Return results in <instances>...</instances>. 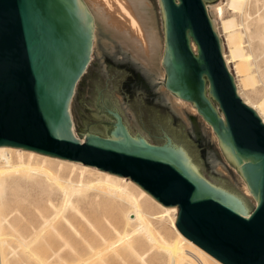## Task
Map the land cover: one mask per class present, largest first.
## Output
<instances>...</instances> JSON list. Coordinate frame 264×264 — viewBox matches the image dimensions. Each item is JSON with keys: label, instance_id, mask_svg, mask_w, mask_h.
Wrapping results in <instances>:
<instances>
[{"label": "water", "instance_id": "95a60500", "mask_svg": "<svg viewBox=\"0 0 264 264\" xmlns=\"http://www.w3.org/2000/svg\"><path fill=\"white\" fill-rule=\"evenodd\" d=\"M158 1L163 86L211 127L254 207L210 134L156 93L161 77L104 36L90 64L93 25L82 0H0V147L126 177L176 207L178 231L218 262L264 264V123L225 65L206 8L218 0ZM124 62L145 86L124 85L135 78Z\"/></svg>", "mask_w": 264, "mask_h": 264}, {"label": "bare ground", "instance_id": "6f19581e", "mask_svg": "<svg viewBox=\"0 0 264 264\" xmlns=\"http://www.w3.org/2000/svg\"><path fill=\"white\" fill-rule=\"evenodd\" d=\"M226 1L243 2L239 22L246 33L248 47L251 48L252 43H256L255 51L264 56V1ZM82 2L92 17L91 55L97 38V29L94 25L99 23L112 39L118 41L120 49L150 73L161 77L158 85L165 90L163 94L168 96L174 105L181 110L185 108L188 112L198 115L193 105L173 96L163 86L165 73L162 61L165 42L163 40V45L159 42L161 40L155 30L152 16L148 14L151 12L145 7L147 0H82ZM211 8L214 18L211 21L214 22V30L221 40L222 56L234 78L237 94L264 123L262 108L260 110L243 93V88L253 84L247 80L237 79L235 71L231 70L230 66V59L235 58V53L232 51L229 52L230 55L225 53L222 27L220 31L216 20L218 18L222 21L224 15L225 8L222 0ZM208 13H210L209 10ZM249 19L254 22L250 21V23L256 25L254 31L250 30L247 23ZM222 25L224 29L228 26V24ZM191 49L194 53L197 52L194 43H191ZM254 53H251L252 56L259 55V53L253 55ZM260 55L258 57H261ZM247 59L250 58L247 56ZM255 59L253 61L259 72L260 64L258 65L259 62ZM261 60V65L264 66V59ZM260 72V81L264 85V74ZM205 124L213 132L211 127ZM73 134L75 135V132ZM212 136L215 137L225 159L216 135L213 133ZM238 177L242 182L243 193L253 197L239 174ZM29 191L38 193L37 203L42 202V197H45V203H40L37 208H34V212L29 213V225L25 230L30 235L19 238L22 245L21 247L19 244V248L21 247L20 250H22L24 246L27 249L28 256H25L31 262L36 261L38 264H222L178 231L175 225L178 215L176 207L165 208L160 205L128 178L9 147H0V264H7L5 262L9 261L7 255L5 256L2 252L3 246L7 243L3 234L6 230L19 233L14 223L22 222L20 220L23 215L22 213V216L19 215L20 209L25 211L26 196ZM53 195L57 196V203L52 201ZM253 202L257 204L255 199ZM86 211H90V214L86 215ZM12 216L13 222L9 219ZM46 233L57 239V241L52 240L55 243L58 242L55 248H53L55 243L51 246L52 243L47 242V236L44 235ZM68 234L70 237L73 235L76 239L78 238L77 248L71 244ZM49 235L48 237H51ZM39 242L47 246L48 251L44 253L45 256H39L37 251L35 252ZM10 248L12 250V247ZM17 253L16 250H12L11 254L16 256Z\"/></svg>", "mask_w": 264, "mask_h": 264}, {"label": "rangeland", "instance_id": "374dc122", "mask_svg": "<svg viewBox=\"0 0 264 264\" xmlns=\"http://www.w3.org/2000/svg\"><path fill=\"white\" fill-rule=\"evenodd\" d=\"M218 1H217V3H218ZM260 1H264V0H260ZM147 2L148 3L146 4L145 7H146V9L150 10V12H151V13H148V14H149V16H152V20L154 22L155 30H156V32L158 34L159 39L161 40L159 42L161 43V45H163L164 34H163L162 24H161L159 3H158L157 0H147ZM217 3H215V4H217ZM222 3H223V6L225 8L224 15L222 17V21L220 19H218V18L216 20H217V27H219L220 31H221V27H222L221 34H222V38H223L224 45H225V53L227 55H230V53H229L230 51L235 53V58L234 59H230L231 60V64H230L231 70L235 71V75L237 76L238 80H247L251 84L254 85V86L252 85V86L243 88L244 89L243 93L246 96H248L251 99V101L256 106H258L260 108V110L262 108L261 112L264 113V85H262V81H260L261 79H260V76H259V72L260 71L261 72L264 71V69H262V68H264V66L261 65L262 64L261 63L262 62L261 59H264V56L260 55L259 52L255 51L254 47H256L255 46L256 43H254V42L252 43L253 48H252V46H251V48L248 47L247 40H246V33H245L243 27L241 26V24L239 22V15H240V12H241V10L243 8V2H238L237 1V2L230 3V1L222 0ZM215 4H213L212 6L211 5L210 6L206 5V8H209V11L211 12L212 11L211 7H213ZM142 11H145V10L142 9ZM252 16H254V15H252ZM250 19H249V22L247 20V23H249L248 25L250 27V30L254 31L255 28H256V25H254L253 24L254 22L252 20H250ZM213 20H214V18H213ZM250 21H252L253 23H250ZM222 24H228V26H226L225 29H224V27H223L224 25H222ZM94 26L97 29V31H96L97 32V36L96 37L104 36V37H106L107 39H109L111 42H113L115 45H117L119 47L118 41L116 39L115 40L112 39L106 33L105 29L101 28L99 23H97ZM246 44H247V46H246ZM96 51H97V41H96L95 48L92 51L90 64H94V62H95ZM252 51L255 52L253 55L259 53V55L261 57H258L259 56L258 54H257L258 56H256V57L252 56V54H251V53H253ZM247 56L250 59H247ZM252 58L253 59L256 58L258 60L259 63H257V64L258 65L260 64L259 65V69H260L259 72H257L256 66H255V62L253 61ZM258 58H260V59H258ZM257 60H256V62H257ZM261 72H260V74H264V72H262V73ZM86 74H88V72H86ZM153 75H155V74L153 73ZM252 77H253V79H252ZM252 81H255V82H252ZM76 91H77V89H76ZM156 93H165V90L161 89L159 87V85H158ZM73 102H74V99H73ZM73 102H72V104H73ZM181 111H183L187 116L195 117L196 118V122L198 124H200V126L204 129V132L206 134H210V141L213 143L214 148L217 150L218 155L220 157V160L222 161L224 166L233 174V176L235 177L236 181L238 182V185H239L238 191L241 192L244 196H246L247 199L250 201V204L254 207L255 204L253 202V200H254L253 197L247 196L245 193H243L244 189L242 188L243 187L242 186V182L239 180L237 172L228 163H226L225 159H223V156H222V154L220 152V148L217 145L215 137L212 136L213 132H211L210 128L202 121V119L198 115H195L192 112L190 113V111L188 112V110L185 109V108H182ZM71 115H72V105H71ZM72 119H73V117H72ZM73 127H74L75 136L77 138H79V136H78V134L76 133V130H75L74 122H73ZM80 140L82 141L83 138H81ZM38 196H39L38 193H35L33 191H29L27 193V196H26V205H27V207H26L25 211L20 209V214H19V215H21V213H22V215H23V217L20 220L22 222L14 223L16 229L19 230L18 231L19 233H16V232H14V233H16V235H20L21 237L13 235L14 233H12L9 230H6L5 233L3 234L5 236V240H7V243H6V245L3 246L2 252L4 253L5 256L7 255V260H9L8 262H5L7 264H21V263L22 264H26L27 262L30 261L28 259V257H26V256H28L27 255L28 254L27 249L24 248V246H23L22 250H20L22 245L19 242V240H20L19 238H26L27 235L28 236L30 235V233H28V231L25 230V228L29 225V223H28V217L30 215L29 213L34 212V208H37V206L40 203H43V204L45 203V197H42V202H38L37 203ZM51 199H52V201L54 203L58 202V199H57L56 195L51 196ZM85 214L89 215L90 211H86ZM9 219L13 222V216L10 217ZM46 234H44V235L47 236L46 237L48 239L47 242H49V244L52 243L51 246H53V244L55 243L54 241L55 240L57 241V239H55L54 236L49 235V233H46ZM11 235H12V237H11ZM48 235L51 236L52 238L48 237ZM45 236H44V239H46ZM71 236L72 237H70L69 234L67 235V237H69V240H70L71 244L77 248L78 238L76 239L73 235H71ZM15 238H17L18 240H16ZM15 240H16V242H15ZM52 240H54V241H52ZM42 243L43 242H39V245L36 246L37 250L33 249V250H35V252L37 251V254H39V256L40 255L41 256H45V254L48 251L47 246H45V244H42ZM16 244H18L17 247H16ZM19 244L21 246L20 248H19ZM57 245H58V242H56L54 244L53 248H55V246H57ZM33 246H35V245H33ZM10 247H12V250H16V253L18 252L16 256H15V254H11L12 250H11ZM37 247L39 248V250H38ZM33 248H35V247H33ZM9 251H10V253H9ZM18 257H19V260H18ZM24 260H26V261H24ZM23 261H24V263H23ZM32 262L36 263V261H32ZM32 262L30 261L27 264H31ZM36 264H38V263H36Z\"/></svg>", "mask_w": 264, "mask_h": 264}, {"label": "flooded vegetation", "instance_id": "af4514ba", "mask_svg": "<svg viewBox=\"0 0 264 264\" xmlns=\"http://www.w3.org/2000/svg\"><path fill=\"white\" fill-rule=\"evenodd\" d=\"M121 67L127 69L128 71H130L133 76L135 77L134 79L132 77H129V79H127V82L124 83V85L126 87L129 88H136V87H140L141 85H144V79H143V75L141 74V72L138 69H131L129 67H127V62L124 63H120Z\"/></svg>", "mask_w": 264, "mask_h": 264}]
</instances>
